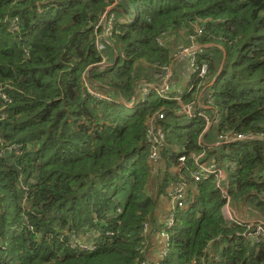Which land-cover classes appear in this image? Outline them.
I'll return each mask as SVG.
<instances>
[{"label":"trees","instance_id":"trees-1","mask_svg":"<svg viewBox=\"0 0 264 264\" xmlns=\"http://www.w3.org/2000/svg\"><path fill=\"white\" fill-rule=\"evenodd\" d=\"M107 10L114 29L98 52L94 27ZM182 29L213 82L209 132L154 92L133 106L137 87L174 60L157 39ZM157 113L165 167L202 150L232 164L231 201L264 220V138L214 146L223 133L264 135V0H0V264H152L143 230L159 205L145 132ZM177 181L167 172L158 199ZM223 205L213 182L198 184L157 264H264V235L243 237ZM85 238L93 251L73 248Z\"/></svg>","mask_w":264,"mask_h":264},{"label":"built area","instance_id":"built-area-1","mask_svg":"<svg viewBox=\"0 0 264 264\" xmlns=\"http://www.w3.org/2000/svg\"><path fill=\"white\" fill-rule=\"evenodd\" d=\"M113 16L110 15L109 11L103 12L97 19V22L94 27V44L98 52H101L104 49L106 44H109V39L113 33ZM192 43L191 45L180 47L178 49L176 58L179 60H184L189 64V67L192 72L193 81L196 82V85H190L187 89V94L193 92L195 94V99L183 102V96L175 95L171 93V85L169 84L170 73H167L165 68L163 70L164 78L158 84H149L143 85L140 90V98H143L151 93H155L162 100L168 101L173 100L180 105V110L177 112L179 116H186L190 119L196 117L202 118L205 122V131L206 129L211 128L213 125L217 126V110L214 108V99H213V89L212 83L206 82V75L208 73L207 66L204 63L198 64V56L201 54V47L196 45V37H188ZM159 45H162L163 40L157 39L156 41ZM175 58V59H176ZM169 78V79H168ZM134 105V104H133ZM213 109V117L210 118L206 115L205 110ZM165 118L164 113H157L154 117L149 119V123L146 128V144L149 151L148 160L150 164H155L161 160L163 146L165 144V132L161 127L156 126V121H162ZM264 138L263 134H233V133H223L218 136V142L214 146L220 145H229L235 143H245L247 141H262ZM201 144V143H200ZM178 167H176L175 173L179 177V182L171 188V209L167 213L164 224L162 225L160 236L164 242V248L161 253L163 258L167 254L169 248L170 235L168 231L174 226L176 222V216L178 211H181L187 205V200L190 193L189 180L192 183L198 185L205 182H213L214 188L217 190L221 199L224 201L222 211L224 216L229 220L231 224L245 228L243 237H253L255 240L259 236L264 235V220L256 221L252 223H242L234 219H231L230 216V206H231V197L229 194V185L225 179V175L231 174L233 165L230 164L225 168L219 167L218 163L207 159L206 153L202 150L200 153H190L179 154L177 156ZM190 178V179H189ZM252 229V231H251ZM147 230L145 226L144 231ZM250 230V231H249ZM73 248L82 249L84 251H93L95 249V243H87L85 241H76L74 242ZM141 264H150L148 262H143ZM152 264H157V262H152Z\"/></svg>","mask_w":264,"mask_h":264},{"label":"crops","instance_id":"crops-1","mask_svg":"<svg viewBox=\"0 0 264 264\" xmlns=\"http://www.w3.org/2000/svg\"><path fill=\"white\" fill-rule=\"evenodd\" d=\"M178 31H180V30L174 31V33L178 32ZM184 35L187 37L186 32L184 33ZM167 38L168 37H166L165 40L163 41L165 45L167 42ZM172 54H173L172 57L174 60L171 64V66L165 68L167 73H170V71H171V74L169 76L170 77V85H171V93L175 94V95L183 96L186 89H188L189 82L192 79V72H191V69L189 67V64L186 61L179 60L178 58H176L177 53L175 54V56H174V52H172ZM163 70L164 69H162V67L155 68L153 70L154 81L151 84H158L159 82H161V80L164 78L163 77L164 76ZM140 90H141V87L140 88L137 87V89L135 90L136 93L133 97V104L135 101V96L137 94L141 95ZM126 105L131 106L132 104L126 103ZM179 110H180V107H179L178 111ZM148 123H149V121L147 122V125H148ZM209 130H210V128L206 129V132H209ZM198 141L202 145H207V144H205V136L203 135V132L200 133ZM211 160L216 162L215 159H211ZM218 165H219V167H221L223 169V168L229 166L230 163H225L224 165H221V164H218ZM150 166L151 167H150L149 173H148V184H149L148 190H149L150 194L152 195L153 199H155V201H157L156 204L159 205V210L154 212L152 220H150V222L152 221V225H150V223H148L147 230L146 231L143 230L144 237L146 238L145 239L146 245L144 247V250H145L146 260H148L150 262H156L159 260V257L163 251V248H164V242L160 236V232H161L162 225L164 224L165 218L167 216V213L171 209L170 207L172 205L170 190L172 187H174L179 182V177L175 173L174 169L172 170V168H173L172 166L169 169H167L165 167V164L161 160L155 164H150ZM167 172L171 173V174L172 173L175 174L178 177V181L176 183L172 182L171 184L167 185L168 186L166 189L167 196L161 197L160 199H158V195H157L158 188H159L160 184L162 183ZM152 173H154L156 176V180L154 179L155 182H154L153 186H152L151 180H149L150 174H152ZM224 177L228 182L229 191H230L231 185H232V175L229 173L228 175H225ZM188 184L190 187V193H189V197L187 200V205L185 208L182 209L183 211L187 210L189 201H190V204H192L195 201V196L197 195L198 185L192 183V181H190V180H189ZM229 213H230L231 219H234L235 222L238 221V222H242V223H252V222L262 220L261 215H259L258 213H255V212L252 213L251 209H249L245 205L244 201L232 200ZM221 215H222L223 220L230 224L229 220L224 216L222 208H221ZM237 227H239V226H237ZM247 238L252 239L253 237H247ZM84 241L87 243L91 242V241H88L87 238H85Z\"/></svg>","mask_w":264,"mask_h":264},{"label":"rangeland","instance_id":"rangeland-1","mask_svg":"<svg viewBox=\"0 0 264 264\" xmlns=\"http://www.w3.org/2000/svg\"><path fill=\"white\" fill-rule=\"evenodd\" d=\"M185 32H186L185 29H182V30H180V31H178V32H176L174 34H171V35L167 36L168 38H167V42L166 43H168V46L173 49L174 56L178 52V49L180 47L188 46V45H191V43H192V41L188 38V36L186 37L184 35ZM169 84H170V80H169ZM153 99L154 98H152L150 101H153ZM150 101H148L147 103H149ZM187 123H188L187 121H183L181 123V125L182 126H186ZM154 179L156 180L155 174L154 173L150 174V179L149 180H151L152 186H153V184L155 182Z\"/></svg>","mask_w":264,"mask_h":264},{"label":"clouds","instance_id":"clouds-1","mask_svg":"<svg viewBox=\"0 0 264 264\" xmlns=\"http://www.w3.org/2000/svg\"><path fill=\"white\" fill-rule=\"evenodd\" d=\"M134 106V105H133ZM92 242V241H91Z\"/></svg>","mask_w":264,"mask_h":264}]
</instances>
